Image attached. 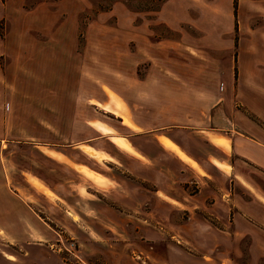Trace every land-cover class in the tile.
<instances>
[{
  "label": "crops",
  "instance_id": "crops-1",
  "mask_svg": "<svg viewBox=\"0 0 264 264\" xmlns=\"http://www.w3.org/2000/svg\"><path fill=\"white\" fill-rule=\"evenodd\" d=\"M172 2L163 0L161 8ZM177 2L184 8L202 3ZM258 2L264 6V0ZM216 5L214 0L205 4ZM256 17L264 24V13ZM163 19L167 33L174 22ZM249 19L238 16L236 39L232 23L224 31L209 29L202 35L216 42L209 48L195 44L201 33L197 38L179 33L155 38L135 27L127 39L118 33L98 34L105 77L95 83L88 76L80 78L67 100L34 107V123L41 129L48 124L44 131L49 136H67L62 143L28 144L63 170L55 182L41 178L44 186L34 184L61 212L34 210L20 181L24 147L7 140V128L0 136V264H61L58 254L39 238L27 240L26 233L40 232L48 223L66 230L67 221L79 224L72 213L99 221L159 216L169 230L176 227L169 218L173 213L187 215L188 222L176 230L183 241H195L192 246L201 256H170L172 264H264V193L245 172L248 166L264 174V126L250 118L262 120L247 108L242 92L239 96V87L246 94L249 88L263 87L264 72L259 64L251 72L237 65L235 74L233 56L234 42L242 41V25ZM109 55L113 60L106 63ZM250 74L251 85L245 82ZM90 87L96 88V96L90 95ZM118 139L128 146L117 144ZM38 211L46 212L45 218Z\"/></svg>",
  "mask_w": 264,
  "mask_h": 264
},
{
  "label": "rangeland",
  "instance_id": "rangeland-1",
  "mask_svg": "<svg viewBox=\"0 0 264 264\" xmlns=\"http://www.w3.org/2000/svg\"><path fill=\"white\" fill-rule=\"evenodd\" d=\"M162 1L0 0V136L7 128V140L10 143L19 142L24 147L25 174L20 181L34 210L46 211L50 215L61 212L51 205L52 202L34 184L40 182L44 186L41 178L55 182L57 173L63 170L51 163L46 153L28 144L35 141L49 142L50 139L62 143L67 139V136L62 135L49 136L44 131L49 128L46 123L41 126L44 129L34 123V107L38 102L53 104L55 99L67 100L70 92L74 93L80 78L86 79L88 76L90 83H95L105 77L100 71L102 62L97 45L98 34L118 33L121 38L126 36L127 39L129 29L135 27L147 30L155 38L175 33L192 38L201 33L200 40H196L195 44L201 47L207 44L209 48L216 47V42L208 38L204 40L202 35L205 32L214 28L218 32L224 31L230 23L234 31L238 16L242 20L243 16L249 15L252 19L242 25V41L234 42V72L238 73L237 65L243 72H251L257 64L261 65L260 69L264 72V24L256 17L264 13L261 2L214 0L216 7H208L205 4L208 5L209 0H201L200 7L184 8L177 6L178 0H173L172 6L163 9ZM163 16L174 22L168 25L167 33ZM214 19L217 20L216 25ZM252 32L257 33L253 38L250 36ZM234 35L236 39L237 32L234 31ZM109 56V59L104 60L106 63L113 60ZM247 81L252 84L251 74L246 78ZM239 88V96L241 98L242 92L247 108L262 120L260 123L252 114H249L250 118L264 126V100L261 99L259 104L255 101L257 97L264 98V82L263 87L249 88L248 94L243 92L242 87ZM89 90L90 95L96 96L95 87ZM238 111L245 110L239 107ZM245 125L255 129L248 122ZM15 130L19 132L18 139L21 140H17ZM117 144L128 146L121 139H118ZM245 172L249 181L264 193V174L248 166ZM45 192L50 194L48 190ZM46 212L38 214L45 218ZM72 214L79 224L72 225L67 221V226L63 227L67 229L60 230L48 223L40 232L32 235L26 233V239H41L44 247L59 255L61 264H73L71 255L63 250L71 241L75 243L74 253L89 264H172L168 258L170 256L191 259L201 256V251L192 246L195 241H183L180 237L183 233L176 230L177 226L188 222L187 215L173 213L169 218L176 227L169 230L160 223L159 216L103 217L105 220L99 221L95 216ZM147 229L152 232L149 234ZM51 244L53 249L50 248ZM242 245L246 258L245 242Z\"/></svg>",
  "mask_w": 264,
  "mask_h": 264
},
{
  "label": "built area",
  "instance_id": "built-area-1",
  "mask_svg": "<svg viewBox=\"0 0 264 264\" xmlns=\"http://www.w3.org/2000/svg\"><path fill=\"white\" fill-rule=\"evenodd\" d=\"M50 248L53 249V245L52 244L50 245ZM74 249H75V243L73 241H71L68 244V246H64L63 247V250H65V252H67V253H69V255H71V257L73 259V264H89V263L85 262V260H83L81 258V256H79L78 254L74 253Z\"/></svg>",
  "mask_w": 264,
  "mask_h": 264
}]
</instances>
